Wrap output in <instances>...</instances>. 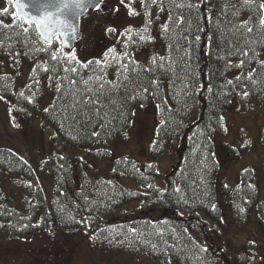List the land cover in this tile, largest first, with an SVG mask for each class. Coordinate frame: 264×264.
<instances>
[{
	"label": "trees",
	"instance_id": "obj_1",
	"mask_svg": "<svg viewBox=\"0 0 264 264\" xmlns=\"http://www.w3.org/2000/svg\"><path fill=\"white\" fill-rule=\"evenodd\" d=\"M129 1L139 2L141 19L87 61L56 38L41 40L33 24L14 15L11 2L0 9V56L12 67L0 73V95L11 103L14 121L28 122L38 111L45 82L53 99L40 112L42 124L66 147L91 146L81 157L52 153L42 160L53 178L50 208L31 164L0 147V234L30 236L53 223L62 230L85 226L106 251L145 254L163 264H261L250 244L230 249L217 238L228 229L221 199L237 226L254 205L264 223V200L251 168L240 171L233 187L223 180L218 186L212 140L226 131L225 113L244 110L253 96L264 102L260 0ZM147 49L145 61L134 57ZM23 62L30 64L25 71ZM99 83L105 87L98 97ZM82 96L99 106L85 108ZM150 98L156 124L149 153L154 160L172 149L178 157L164 187L154 162L103 147ZM92 161L105 163V172Z\"/></svg>",
	"mask_w": 264,
	"mask_h": 264
},
{
	"label": "rangeland",
	"instance_id": "obj_2",
	"mask_svg": "<svg viewBox=\"0 0 264 264\" xmlns=\"http://www.w3.org/2000/svg\"><path fill=\"white\" fill-rule=\"evenodd\" d=\"M12 0H0V9L7 8ZM261 6L264 0H260ZM107 7L103 11L95 8L81 20L82 37L71 50L80 60L87 61L100 56L119 38L123 30L141 19L139 2L129 0H101ZM263 21H264V7ZM106 29H114L107 31ZM160 45V42L158 43ZM145 51L134 52V57L145 61ZM23 69L30 65L23 62ZM12 71L8 56H0V73ZM43 95L37 103L38 111L26 122L14 121L11 103L0 95V147H7L28 161L34 169L37 181L43 190L47 206L53 192V178L42 168V160L52 153H66L71 158L84 156L90 145L69 148L54 139L51 126L43 125L40 112L53 99V92L43 82ZM167 100V84L164 86ZM226 131L212 136L215 155L219 163L220 180L233 187L239 180V173L251 168L256 176L258 199L264 200V102L256 96L248 101L241 111H228L223 115ZM156 124V105L152 98L147 104L135 108L129 128L116 139L105 142L103 147L117 154L127 155L140 163L154 162L159 171L158 183L164 187L163 177L176 166L178 157L170 149L158 158L152 159L149 143ZM92 168L103 173L106 164L90 162ZM10 186H6L9 190ZM222 218L228 229L218 234L220 243L234 249L250 244L264 264V223L256 205L247 221L237 226L231 216L227 202L220 200ZM207 219V218H206ZM87 227L62 230L55 223L50 229L30 236L10 237L0 234V264H163L145 254L106 251L92 241Z\"/></svg>",
	"mask_w": 264,
	"mask_h": 264
},
{
	"label": "snow or ice",
	"instance_id": "obj_3",
	"mask_svg": "<svg viewBox=\"0 0 264 264\" xmlns=\"http://www.w3.org/2000/svg\"><path fill=\"white\" fill-rule=\"evenodd\" d=\"M123 2V0H121ZM73 0H63V2L59 3L55 7V12H48L44 17L36 20V24L38 27L43 29V35L48 43L53 42V37L62 41L63 44L68 43L67 40H64L63 37L68 36L71 32L73 38L78 33L76 32L75 27L70 19L72 16L79 17V10L83 9L86 5L84 4L83 0H75V8H73ZM88 7L95 8L98 12L103 11L104 8L107 7L106 4H102L101 0H96L95 4L88 5ZM264 7V5H262ZM7 11V9H5ZM264 23V21H262ZM22 31H27L26 28H22ZM107 31H114V29H106ZM251 31V29H249ZM82 35V33H79ZM75 71V69H73ZM105 85L103 83H99L97 85L98 91L96 95L99 97L104 90ZM85 95L91 97L90 92H85ZM80 103L83 104L85 108H95L99 106V101L97 100L96 103H93L91 99L84 100L83 96L81 97ZM47 111V109L45 110ZM75 120V117H70ZM89 123L91 120L88 121ZM93 136H97L98 133L93 132ZM242 211V209H241ZM135 231V230H133Z\"/></svg>",
	"mask_w": 264,
	"mask_h": 264
},
{
	"label": "water",
	"instance_id": "obj_4",
	"mask_svg": "<svg viewBox=\"0 0 264 264\" xmlns=\"http://www.w3.org/2000/svg\"><path fill=\"white\" fill-rule=\"evenodd\" d=\"M61 2H63V0H12L11 6L14 11V15L24 22L33 24L40 39L48 43L43 35V29L37 26L36 20L44 17L48 12H55V7ZM83 2L86 6L79 10V17H70L78 34L75 35V38H73L70 32L68 36L63 37L64 40L68 41L66 44H63L62 41L58 39L61 48L64 50H71L75 46L76 41L82 37V35L79 34L82 33L81 19L86 16L88 10L94 9L92 7H88V5L95 4L96 0H83ZM72 6L75 8V0H73ZM54 38L55 37H53V39Z\"/></svg>",
	"mask_w": 264,
	"mask_h": 264
},
{
	"label": "flooded vegetation",
	"instance_id": "obj_5",
	"mask_svg": "<svg viewBox=\"0 0 264 264\" xmlns=\"http://www.w3.org/2000/svg\"><path fill=\"white\" fill-rule=\"evenodd\" d=\"M89 11H91V10H88V12H89ZM88 12H87V13H88ZM86 15H87V14H86Z\"/></svg>",
	"mask_w": 264,
	"mask_h": 264
}]
</instances>
